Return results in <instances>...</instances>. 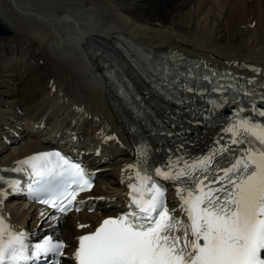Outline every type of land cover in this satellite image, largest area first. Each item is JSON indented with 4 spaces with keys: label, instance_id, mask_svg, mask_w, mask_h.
Instances as JSON below:
<instances>
[{
    "label": "snow or ice",
    "instance_id": "6c2138e0",
    "mask_svg": "<svg viewBox=\"0 0 264 264\" xmlns=\"http://www.w3.org/2000/svg\"><path fill=\"white\" fill-rule=\"evenodd\" d=\"M136 67L142 79L160 90L162 99L180 104L197 125L208 126L220 109L234 105L227 126L220 130L228 143L195 157L174 153L156 166L143 130L153 138L174 133L149 109L136 105L134 115L143 130L136 129L137 161L125 166L132 170L127 177V210L77 237L75 264H264V107L255 103L259 96L264 104V92H257L258 82L248 80L252 87H246L239 80H218L215 72L200 73L198 66L158 63L147 55ZM145 116L151 117L155 132L144 123ZM180 127L183 130V124ZM184 144L181 139L177 152ZM156 177L173 182L179 216L177 209L168 207L166 188ZM92 186L93 176L79 161L58 151L36 153L0 169V205L10 189L66 214L79 193ZM83 203L80 200L75 210ZM61 218L49 214L46 220ZM64 248L53 235L33 241L31 233L16 230L0 213V264H60Z\"/></svg>",
    "mask_w": 264,
    "mask_h": 264
},
{
    "label": "bare ground",
    "instance_id": "6f19581e",
    "mask_svg": "<svg viewBox=\"0 0 264 264\" xmlns=\"http://www.w3.org/2000/svg\"><path fill=\"white\" fill-rule=\"evenodd\" d=\"M30 1L32 0H5V3L8 4L11 12L36 18L38 21L36 24L39 27L35 31L40 36V41L45 43L46 47L59 52L62 58L77 64L78 72L69 70V74L66 75L58 68L48 69L39 80L36 89L25 92L16 102L8 105V108H0V129L7 131L5 134L0 133V167L7 169L17 160L52 148L49 142L46 144L30 141L31 143L28 142L19 150L4 155L3 152H6L8 147L7 142L17 143L23 138L24 133L35 135L42 132V127H50V136L60 135L72 142L78 137L87 136L88 147L94 151H100L97 158H90L89 155L88 160L91 159L89 162L94 169L104 170V162H107L108 158L114 155L113 153H118L120 157L115 166L109 167L117 179L119 190L108 192L103 189L104 192L95 195L109 199V202L114 200L115 208L118 200L124 199L127 190V177L131 169H125V166L137 161L140 138L134 139L139 135L135 129H142V125L127 114L126 109L109 88L104 74L98 68L97 57L114 63L115 67L130 80L134 90L142 97L144 105L164 121L165 127H172L180 133V139H177L185 140L184 150L187 147H194L193 150L199 149L204 146L201 143L218 139L211 130L205 128L204 124L192 123L193 118L188 113L171 106L168 101L158 97L150 89L137 73L132 62L116 45L123 44L120 37L139 45L152 57L160 51L175 49L187 56L202 59L207 65H213L219 69H233L232 71L236 73L264 79V0H200L188 9L185 20L182 17L181 23L179 22L173 28L170 27L168 31H164L162 26L169 18L174 22L175 11L187 6L186 0L183 3H181L183 0H35L39 4ZM152 2L157 7L156 12L153 13V15L157 14L156 16L144 19L134 17L136 10ZM1 5L4 6V3ZM11 5L18 9H12ZM38 5L48 6L51 10L40 9ZM215 5H219L216 7L218 14L224 29L228 32L227 47L217 46L215 42L194 32L202 18L208 21L207 12H203L202 8L214 9ZM99 6L104 7L105 11L99 12ZM18 18L21 20L20 17ZM0 21L7 27L8 21L13 25L3 16L0 17ZM60 24L64 31L62 33L58 30ZM239 28H247V31H239ZM206 29L203 32L209 37ZM239 32L242 33L239 34ZM239 35V40H235ZM22 48L21 46L11 47L9 53L16 50L11 54L26 56V48ZM27 56L30 60H34L31 59L30 53ZM35 56L37 58L42 55L35 54ZM47 60L49 63V58ZM37 62V64L33 62L36 64L34 67L32 62L27 64V67L20 64L22 68L18 70L16 78L27 77L28 74L32 76L33 68L41 69L42 65L39 61ZM70 79L71 82L68 83ZM52 87L58 88L56 93L51 92ZM5 93H0V106L3 102L2 95H12V92L8 95ZM33 100H37L39 105L34 107L31 104ZM43 108L46 109L44 112ZM18 110L21 114L17 115ZM123 116L132 119L133 125H124L121 121ZM13 122L15 124H12ZM181 124H183V130L180 127ZM131 128H135L134 132H131ZM14 134H18L17 138L11 137ZM143 135L151 145L152 152H155L157 146L152 137L146 130H143ZM122 169H125L123 173ZM122 179L124 183H121ZM111 204L113 205V201ZM12 207L7 198L0 205V213L16 230H21V225L26 224L29 211L22 213L20 210L14 211ZM111 214L112 212L105 208H98L93 214L71 213L70 223L66 221L68 224L66 229L64 227L67 224L64 227L60 226L61 228L48 224L50 228L47 233H58L59 237L67 242L68 252H65L66 258L63 264L71 263L69 252L78 245L77 237L94 231L103 219ZM33 217L35 213L31 212L30 218ZM81 224L87 227H78ZM34 227L36 226L32 228ZM35 230L39 232L40 229Z\"/></svg>",
    "mask_w": 264,
    "mask_h": 264
},
{
    "label": "rangeland",
    "instance_id": "374dc122",
    "mask_svg": "<svg viewBox=\"0 0 264 264\" xmlns=\"http://www.w3.org/2000/svg\"><path fill=\"white\" fill-rule=\"evenodd\" d=\"M30 2H35V3L39 4V2H37L35 0L34 1L32 0ZM183 2H185V1L183 0L181 3H183ZM186 2H187L186 7L175 11L176 16L173 17L174 22H173V20H171L169 18V20H171V21H169V20L166 21V24H164L162 26V29L164 31H168L170 27L173 28L174 26L178 25L179 22L182 20V17H183V20H185L186 12L188 11V9L189 8L191 9L194 6L193 3L200 2V0H186ZM0 3L1 4L4 3V6H2L0 4V17H2V16L6 17L7 20L9 19L12 22V24L14 25V26L11 25L10 22L8 21V23H7L8 28L10 31H12V35L9 37L0 38V93L12 92V95L11 94L8 95V93H5L8 96H4V95L1 96L2 101H3L2 106L4 105V102H7L6 105L8 107V105L13 104L10 102H13V101L16 102L25 92H27L31 89H36L39 80L44 76L46 70L48 71V69H51V68L55 70L58 68V69L62 70L64 73H66V75H68L69 70L77 73L78 71H76V70L78 69V67H77V64L73 63L71 60L62 58L61 56H59V52L53 51L52 48L50 49V48L46 47L45 43L40 41V36L38 34H36V31H35L37 29V27H39L37 25L38 21L36 18L28 17V15L23 14V13H17L16 14L13 11L11 12V9L8 7V4L5 3V0H1ZM176 4L179 5L180 3H176ZM38 6H40V9L51 10L50 7L45 6V5H38ZM217 6H219V5H215L214 9H211L209 7L202 8L203 12H207L208 21L206 22V21H204V18H202L200 20L201 22H199L198 27L196 26L197 29H196V31L194 30V32L198 33L199 35L201 34V36H205L207 39H210L211 41L215 42V44H217V46L227 47L228 46V44H227L228 32H226V30L223 27V23H221V18L219 17V14H218V8H216ZM11 8L14 10L18 9V8H15L13 5H11ZM98 8L97 9L99 12L105 11L104 7H102V6H101V8H100V6ZM156 8L157 7H156V4H154V2L150 3L149 5L146 4V6L143 7L142 9L136 10L134 17L144 19V18H151L152 16H156L157 14L153 15V13L156 12L155 11ZM107 14H110V13H107ZM18 17H20L21 20H19ZM200 17L201 16H199V18ZM24 18H26L28 20V23H27L26 19L24 20ZM185 22H187V20ZM31 25H32V27H31ZM205 26H206V28H208V30L206 28H204ZM58 27H59L58 30L61 31V33H62L63 27L61 26V24ZM183 27H185V26H183ZM186 28H188V27H186ZM205 29H206L209 37L205 34V32H203V30H205ZM239 29H240L239 31H242V30L247 31V28H239ZM250 30H252V29H250ZM241 33L242 32H239V34H241ZM239 38H240V35L237 36V39H235V40L238 41ZM212 44H214V43H212ZM12 46H14V47L21 46V48L23 47L22 49L26 48L25 49L26 50V56L23 55L22 57H20V56H15L14 54H11L12 52H16V50H12L11 53H9L10 48ZM25 50H23V51H25ZM27 53L28 54L30 53L31 59H34V60H30L29 56H27L28 55ZM35 54H39V56L40 55H42V56L36 58ZM47 57L49 58V63H48ZM19 61H21V62H19ZM30 61L32 63L35 62L36 64L38 63L37 61H39V64L42 65L41 69L43 71L41 69H36V68L34 69L33 68L34 65H32L33 66L32 68H33L35 74L32 73V76H30L28 74L27 77L23 76L20 79L16 78L15 75L19 72L18 70H20L22 68L20 64H22L24 67H27L31 63ZM35 63H33V64H35ZM55 63H56V65H54ZM70 82H71V79L69 80L68 83H70ZM75 82H77V81H75ZM32 84H34V85H32ZM31 85H32V87H31ZM57 90H58V88H57ZM54 93H56V92H54ZM31 104H33L34 107L39 105L37 100H33L31 102ZM7 107L3 106L2 108H7ZM45 110L46 109H44V108L42 109L43 112ZM49 130H50V128L47 127V128L42 129V132L40 131L36 136L28 135V138L27 137L24 138V140L22 142H19L18 144L11 146L8 149H6V152H3L4 155L9 154L11 152L13 153L14 151L19 150L22 146L26 145L30 141H43V142H45L47 140L48 135L50 134ZM78 144L82 148H87L89 145L88 139L81 137ZM116 155L117 154L112 155L110 157V160L107 161L106 163H104L105 169L103 171H101V173H100V176L98 178L99 182L97 181V187H96L95 194H101L102 191L104 192L103 189L107 190L108 192L109 191L112 192V190H119L117 187V186H119V185H117V179H115L116 177L113 174V172H111V170H109V167L115 166L117 164V162L119 161V158ZM101 206H103V205H101ZM104 206H106V205H104ZM88 214H92V213H88ZM67 220H68V224H69L70 218L66 219V221ZM68 224L64 227V229L67 228Z\"/></svg>",
    "mask_w": 264,
    "mask_h": 264
},
{
    "label": "water",
    "instance_id": "95a60500",
    "mask_svg": "<svg viewBox=\"0 0 264 264\" xmlns=\"http://www.w3.org/2000/svg\"><path fill=\"white\" fill-rule=\"evenodd\" d=\"M10 35V31L0 22V36Z\"/></svg>",
    "mask_w": 264,
    "mask_h": 264
}]
</instances>
